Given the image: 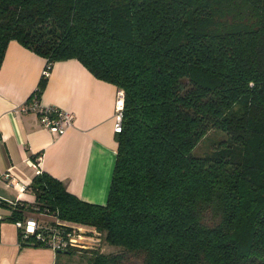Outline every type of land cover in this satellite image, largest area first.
Listing matches in <instances>:
<instances>
[{
	"label": "trees",
	"instance_id": "obj_1",
	"mask_svg": "<svg viewBox=\"0 0 264 264\" xmlns=\"http://www.w3.org/2000/svg\"><path fill=\"white\" fill-rule=\"evenodd\" d=\"M11 40L47 65L75 58L123 92L107 202L41 171L26 187L35 202L20 207L44 225L94 227L119 250L57 254L264 264V0H0V64ZM212 130L222 136L195 155ZM20 244L47 246L35 235Z\"/></svg>",
	"mask_w": 264,
	"mask_h": 264
},
{
	"label": "crops",
	"instance_id": "obj_2",
	"mask_svg": "<svg viewBox=\"0 0 264 264\" xmlns=\"http://www.w3.org/2000/svg\"><path fill=\"white\" fill-rule=\"evenodd\" d=\"M44 66L42 56L16 40L9 42L0 64V172L10 174L0 176V264H76L75 256L19 242L14 210L40 221L50 219L32 207L20 208L35 202L26 187L36 174L49 173L83 201L103 205L108 198L116 158L118 88L75 58L55 61L38 98L75 116L73 125L56 135L33 112L19 111L36 90ZM30 162H39V168Z\"/></svg>",
	"mask_w": 264,
	"mask_h": 264
},
{
	"label": "built area",
	"instance_id": "obj_3",
	"mask_svg": "<svg viewBox=\"0 0 264 264\" xmlns=\"http://www.w3.org/2000/svg\"><path fill=\"white\" fill-rule=\"evenodd\" d=\"M52 66L45 64L42 75L48 76ZM123 103V92L118 90L115 131L120 130L121 109ZM19 111L33 112L41 125L56 135L63 134L73 125L74 113L61 109L54 105L41 104L38 94L34 91L20 107ZM32 166L39 168L40 163L30 162ZM0 176L10 177L9 173H1ZM13 182V179H10ZM3 216L0 214V220ZM17 227L19 242L26 240L30 235L43 242L54 250H67L69 248L90 249L96 247L100 242V232L96 228L75 222H58L56 224L44 225L39 219L24 217L14 220Z\"/></svg>",
	"mask_w": 264,
	"mask_h": 264
},
{
	"label": "rangeland",
	"instance_id": "obj_4",
	"mask_svg": "<svg viewBox=\"0 0 264 264\" xmlns=\"http://www.w3.org/2000/svg\"><path fill=\"white\" fill-rule=\"evenodd\" d=\"M222 136V133H217L216 131H210L209 136L207 137L206 140L202 141L197 149H193V153L195 155H204L206 153H208L210 151V149L212 148V146L214 145V142L220 137ZM224 138V136H223ZM99 250L103 253H109V252H118V248L116 246L113 245H108L105 240H104V236L102 235L101 237V242H100V247ZM64 254V253H62ZM83 254V255H82ZM70 256H75L76 259L73 258V261L77 264V262H81V260H84V256L87 257L86 253L84 251H80L75 253L74 255H70Z\"/></svg>",
	"mask_w": 264,
	"mask_h": 264
}]
</instances>
